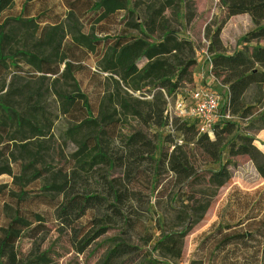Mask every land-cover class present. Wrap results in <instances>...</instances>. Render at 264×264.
<instances>
[{"label":"trees","instance_id":"obj_1","mask_svg":"<svg viewBox=\"0 0 264 264\" xmlns=\"http://www.w3.org/2000/svg\"><path fill=\"white\" fill-rule=\"evenodd\" d=\"M176 1L184 0H0V78L11 75L0 100V176L21 187L8 190L0 185V200L16 202L3 204L7 221L0 226V264H50L47 252L40 253L36 243L26 257H19L16 250L23 235L30 233L35 239L49 217L57 222L58 232L72 230L71 242L78 254L118 221L134 229L136 221L127 213L141 200L133 185L143 182L135 181L134 173L148 163L156 168L163 165L187 180L193 169L183 148L190 144L219 165L208 181L216 189L230 180L227 161L221 163L225 151L229 158L248 157L264 180V153L253 144L255 133L264 130V45H260L264 0H219L225 18L214 30H206L209 73L212 82L226 90L218 110L230 116L214 124L212 137L200 133L197 120L173 117L170 121L167 114L168 99H176L192 85L193 69L199 64L191 40L171 29L164 15ZM241 15L250 18L254 28L239 39V49L225 54L221 29L227 20ZM83 73L100 76L103 92L97 107L81 89L78 77ZM24 80L48 84L45 92L58 100L60 114L69 123L61 140L73 149L60 169L41 165V140L51 136L53 122L41 106L43 90L18 86ZM129 120L139 128L130 127L124 135L121 130ZM245 120L253 133L242 127ZM152 127L173 128L182 145L170 141L172 151L163 154L141 130ZM117 140L120 151L114 157L112 146ZM18 161L19 173L14 174L12 165ZM117 164L126 180L107 177ZM37 182L41 187L29 199L24 188ZM40 206L50 211L36 208ZM101 210L105 213L98 217L95 213ZM87 215H92L88 223L76 229ZM239 225L242 228L246 222ZM189 229L161 233L143 253L142 246L115 237L96 264H173L181 258ZM233 230L219 231L222 239L215 251L230 246L250 251L256 237L264 236V228L255 231L256 237L253 229ZM258 247L250 257L243 253L240 264H260ZM138 256L139 261L131 259Z\"/></svg>","mask_w":264,"mask_h":264},{"label":"rangeland","instance_id":"obj_2","mask_svg":"<svg viewBox=\"0 0 264 264\" xmlns=\"http://www.w3.org/2000/svg\"><path fill=\"white\" fill-rule=\"evenodd\" d=\"M164 15L171 29L175 30L180 37L187 38L193 43L197 57L202 58L201 63L193 69V73L201 71V67L205 66L204 55L208 46V41L205 38L206 30L208 27L214 30L225 18L219 0H184L181 4L176 1L173 8L164 11ZM253 28L250 18H247L246 15L235 16L227 20L219 36L223 52L225 54L234 53L240 48L238 46L239 39ZM260 45H264V42H260ZM92 71L96 72L94 66H92ZM24 75L22 74V77ZM80 75L78 81H80L81 89L88 95L93 107H97L103 92L101 83L99 84L100 76H93L90 73ZM101 77H106V75ZM10 81L11 75L0 78V100L7 92ZM108 82L109 85L110 81ZM196 84H202V81ZM21 85H29V91L43 90L41 106L46 111L47 117L53 122V130L51 136L41 140L43 142L41 165L51 169H60L64 167L65 161L73 149L69 144L64 145L61 140L63 133L69 127V123L60 114L58 100L45 92L48 84L42 86L24 80V82H18V86ZM194 86L195 83L193 82L192 85L186 86L178 94L183 98L187 96L185 91H191ZM213 89L216 94L223 97L221 86L215 83ZM174 102L175 98L174 100L168 99V104L171 107ZM171 113L170 111L168 114L170 121L175 117ZM247 123L248 120H245L241 124L242 127H245L247 132L253 133V129H250ZM130 127L139 128L136 122L129 120L121 133L127 135ZM141 130L160 147L163 154L172 151L173 147L169 143L170 141L182 145L180 134L171 127L161 130L153 127ZM169 135L170 138L167 140L166 137ZM254 137L255 142L253 144L257 146L259 143L260 149L264 153V135L255 133ZM119 147L120 144L117 140L112 146L114 157L118 155ZM160 149L156 153V158H159ZM183 151L193 169V175L185 181L174 176L163 165L156 168L155 164L145 163L134 173L135 181H143L142 185L136 186L137 182L134 185L131 184L135 190L141 193L140 202L133 203L132 209L127 213L130 219L136 221L134 229L128 230L118 221L111 226L106 235L97 240L83 254H78L72 246V230L58 232L57 222L50 219L48 215L49 222L43 224L44 229H40V233L35 239L31 238L30 233H25L17 242L18 256L26 257L36 243L40 253L47 252L50 264H96L102 253L110 246V240L115 237H120L130 244L142 246L143 253L150 251L152 242L158 239L161 233H179L190 227L184 238L181 258L171 261L173 264H240L243 253H247L246 258L250 257L251 253L260 246L259 244L264 243V236L256 237L255 232L264 228V180L256 173L248 157L229 158L225 151L222 153L221 163L227 161L230 180L222 188L216 189L209 185L208 181L211 172L217 171L219 165L213 163L194 144L185 146ZM20 165V161L15 166L12 165L14 174L19 173ZM107 177L126 180L124 169L119 164L107 172ZM0 185H6L8 190L21 189V187L14 186L12 179L6 175L0 176ZM40 187L41 184L38 182L26 186L24 189L29 194L28 198L30 199ZM5 202L14 206L16 203L9 199L0 200V226H3L7 221V215L3 210ZM36 208L46 212L50 211L46 206ZM104 213L105 211L101 210L95 214L100 217ZM91 216L87 215L77 223L75 228L80 229V226L86 225ZM245 222L246 225L242 228H239L240 225L237 227L239 223ZM226 229L231 232L236 229L235 231L243 233L253 229V234L255 233L254 236L256 237L254 249L249 251L230 246L220 252L215 251V247L222 239L223 231ZM219 231L222 234L219 235ZM149 239L151 240L149 241ZM262 248L264 247H258L260 253H256L260 264H264ZM131 259L139 261L141 256Z\"/></svg>","mask_w":264,"mask_h":264},{"label":"built area","instance_id":"obj_3","mask_svg":"<svg viewBox=\"0 0 264 264\" xmlns=\"http://www.w3.org/2000/svg\"><path fill=\"white\" fill-rule=\"evenodd\" d=\"M204 56L205 64L208 65H206L205 72H208L207 76L212 80V75L209 73V57L206 53ZM204 87L191 93V105L189 106L180 97H177L172 107L168 104L167 114H170L171 111L175 117L197 120L200 125V133H205L209 137H212L214 124L230 120V116L228 113L218 110L221 103L220 95L207 86ZM168 116L170 117V115Z\"/></svg>","mask_w":264,"mask_h":264},{"label":"crops","instance_id":"obj_4","mask_svg":"<svg viewBox=\"0 0 264 264\" xmlns=\"http://www.w3.org/2000/svg\"><path fill=\"white\" fill-rule=\"evenodd\" d=\"M232 18H234V17H232ZM201 60H202V58H199V64L201 63ZM204 65H205V66H202V67H201V71H197L196 73L193 74V82L195 83L194 88H193L191 91H185L187 96H185V97H183V98H181V96L178 95V97H180V98L184 101V103H185L186 105H188V106L191 105V99H190V96H191V93H192V92L197 91V90L202 89V88H205L204 86H207L209 89L214 90V89H213V85H214L215 83H213L212 80H211L210 78H208L207 75L205 76V70H204L205 67H206L205 62H204ZM201 81H202V84H199V85L196 84L197 82L199 83V82H201ZM197 86H198V87H197ZM221 88H222V94H224V96H225V94H226V90H225L223 87H221ZM258 133H260V135H264V130H262V131H260V132H258ZM258 141H260V139H258ZM259 145H260V144L258 143V144H257V148H258V149L261 148ZM260 150H261V149H260Z\"/></svg>","mask_w":264,"mask_h":264}]
</instances>
